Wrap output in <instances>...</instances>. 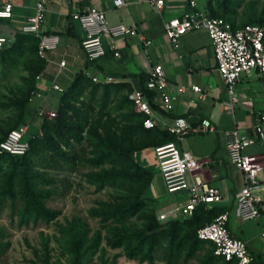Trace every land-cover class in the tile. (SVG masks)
I'll return each instance as SVG.
<instances>
[{"label": "crops", "instance_id": "0c3cea01", "mask_svg": "<svg viewBox=\"0 0 264 264\" xmlns=\"http://www.w3.org/2000/svg\"><path fill=\"white\" fill-rule=\"evenodd\" d=\"M11 1L13 18L0 20V35L15 38L22 25L34 14L39 0ZM3 2L0 0V6ZM125 2V6L116 8L112 0H48L42 31L59 36L60 43L56 51L46 54L44 78L39 81L50 83V88L48 91L39 89L46 98L35 106L36 111L39 107L52 109L56 104L55 99L59 100L58 93L51 90L52 83H71L82 71L99 78L112 77L118 83L128 84L133 93L144 89L150 71L156 65H162L167 77V91L173 97V111H165L161 107L160 96L154 93L151 103L155 124L153 142L138 152L139 162L162 176L155 158V148L175 142L182 155L190 154L202 164L201 170L197 171L201 180L217 187L222 193L219 203L198 207L193 215L197 218L195 227L199 229L211 223L220 213L228 212L231 235L245 241L252 254L264 255V239L261 237L264 226V141L259 139L255 127L259 117L264 116V83L259 73L250 71L242 75L235 89L239 101L233 104L227 85L218 72L208 34L205 31L191 32L181 39L178 49L166 36V23L181 18L189 11L188 0H164L162 10H158L149 0ZM216 6L215 0H201L198 10L210 15ZM88 7L105 11L111 26H136L139 34L150 44L145 45L139 37H104L106 55L90 63L81 45L86 36L85 30L73 19L75 13H81ZM116 53H119V57L115 56ZM62 61L66 63L64 68L59 66ZM194 86L201 87L202 91L194 92ZM180 88H184V92L179 91ZM231 104L232 110H229ZM181 116L193 127L203 120H209L215 131L193 133L181 140L176 139L170 134L169 127ZM234 130L252 140L244 154L254 157L262 167L257 174V184L253 187L261 213L255 220L244 221L235 214L237 195L247 181L244 172L237 169L229 158L227 144ZM162 189L164 196L158 200L162 201L164 213L187 199L186 193H167L164 179Z\"/></svg>", "mask_w": 264, "mask_h": 264}, {"label": "rangeland", "instance_id": "374dc122", "mask_svg": "<svg viewBox=\"0 0 264 264\" xmlns=\"http://www.w3.org/2000/svg\"><path fill=\"white\" fill-rule=\"evenodd\" d=\"M217 16L227 18L236 27L249 22L264 26V0H225L219 3ZM25 45L30 49L36 43ZM28 50L11 53L10 56L5 57L0 53V140L4 139L9 131L25 125L28 127L26 138L36 143L43 142L40 144V151L44 152L51 136L54 142H58L56 134L58 125L55 121L57 112L54 119H47L44 122V119L38 117L35 108L40 100H35L39 101L37 103L29 102V107L26 109L27 97L33 89L48 91L50 88V83L39 81L44 78L45 70L41 62L45 60L40 58L39 49L37 56L34 51L28 52ZM90 83L100 85L92 81ZM107 85L110 86L111 95L104 120L106 122L114 119L119 122L124 115L119 112V106L126 98L132 101V89L128 84L116 81L100 85L96 97L98 102ZM91 91L92 87L86 89L80 99L82 104L75 102L71 104L86 111ZM58 95L60 96V93ZM54 105L53 108H56L57 104ZM98 108L99 104L95 105V111H98ZM54 110L49 109V111ZM125 111L127 112L128 109ZM72 113L69 112V117L73 115ZM69 123L71 122H66V125ZM112 130L115 131L116 127ZM132 142L133 159L143 165L138 160L137 150L149 144L150 140L142 134ZM80 147L78 146V149ZM66 151L70 152V148ZM94 152V147L90 145L87 147L86 144L85 155L89 159L94 158L92 155ZM131 166L132 164L130 171L126 173L135 175L137 169H131ZM112 168L113 165L108 163L99 169L85 166L77 171L68 168L58 171L52 167L42 166L41 160L35 159V166L32 167L33 175H44L47 180L52 176L56 177L55 184H36L34 189L37 194L48 195L42 200L48 211L59 213V216L51 222L43 218L39 219L37 213L29 207L22 189V178L9 180L11 164L1 160L0 264H171L175 260L178 261L176 264H224L214 254L213 245L206 242H201L192 256H190V244H187L180 257L169 255L166 245L164 248L158 246L153 255L148 252V246L142 254L132 255L137 242H133L130 246L117 247L116 243L121 233L146 229L147 218L151 220L155 217L159 225H166L168 222L159 220V216L164 212L162 201L158 199L164 196V191L163 178L156 173L153 174V184L148 191L153 199L144 201L145 207L139 214L127 222L106 221L104 214L112 209L125 208L138 200L150 182V175L140 182H135L134 178L130 181L125 180L123 187H117L116 184L108 182V179L91 182L90 175L104 173L105 170L111 171ZM7 189L10 191L9 195L6 194ZM211 258L216 262H210ZM253 264H264V261Z\"/></svg>", "mask_w": 264, "mask_h": 264}, {"label": "built area", "instance_id": "2783aa9c", "mask_svg": "<svg viewBox=\"0 0 264 264\" xmlns=\"http://www.w3.org/2000/svg\"><path fill=\"white\" fill-rule=\"evenodd\" d=\"M201 0H188L189 11L181 18H174L166 23L165 33L173 47L178 49L181 39L191 32L205 31L211 40L214 55L217 62V69L227 85L232 102L238 103L235 89L243 74L250 71H257L264 83V29L256 24H247L234 28L224 18L211 17L205 12L198 10ZM116 8L125 6V0H112ZM158 10H162L164 0H149ZM48 0H39L36 4L34 14L22 25L20 32L39 39V56L46 60V54L58 49L60 37L49 35L42 31L46 19ZM13 18V3L11 0H4L0 6V20ZM73 19L78 21L85 30L86 36L82 39L81 45L90 63L98 61L106 55L103 46V38L111 39L123 37H139L149 45L150 42L142 37L136 26L118 24L111 26L107 20L105 11L98 7H88L81 13H75ZM15 38H8L0 35V51L10 48ZM116 48L115 46L113 47ZM115 56L119 57V53ZM60 68L66 66L65 61L60 62ZM92 76V75H90ZM95 83L109 84L115 82L112 77L102 78L92 76ZM145 88L148 91L157 93L161 99V107L165 111H173V97L167 91V77L162 65H156L149 73L145 81ZM51 90L58 93L64 92L60 83H52ZM192 90L196 93L202 91L201 87L194 86ZM179 91L184 92V88ZM45 94L41 90L31 93L30 103L35 100L44 101ZM135 108L142 113L146 120L145 129H154L153 109L147 95L143 90L131 94ZM232 110V104L229 106ZM37 115L41 119H54L55 111H49L44 107L37 109ZM256 132L261 141H264V116H260L256 124ZM27 126H21L8 133L6 138L0 142V155L11 154L17 156L26 155L30 149L26 138ZM215 128L209 120H203L200 125L193 127L184 117H177L169 132L176 139H183L185 136L198 132H214ZM252 144V140L242 135L238 130L232 133V139L227 144L230 161L237 169L246 175L247 184L237 195L235 209L236 216L244 221L255 220L261 216L257 206V198L254 195L253 187L256 186L257 174L262 169L254 157L244 154V150ZM155 158L160 173L163 176L167 193H186L185 202L178 204L167 213H162L159 220L169 222L180 217L188 219L193 217L198 207L219 203L222 200V193L217 187L204 183L197 171L201 170L202 164L195 161L190 154L182 155L175 142H169L155 148ZM230 214L223 212L215 219L197 230V238L200 241L214 244V254L226 262L236 264H251L254 261L253 254L249 251L245 241L235 238L228 229ZM261 237L264 239V226Z\"/></svg>", "mask_w": 264, "mask_h": 264}, {"label": "trees", "instance_id": "16d2710c", "mask_svg": "<svg viewBox=\"0 0 264 264\" xmlns=\"http://www.w3.org/2000/svg\"><path fill=\"white\" fill-rule=\"evenodd\" d=\"M215 1L217 3L216 10L212 11L209 16L221 18L220 16H217V13L219 12V3L225 2V0ZM224 19L231 23L227 18ZM231 24L234 28H238L233 23ZM247 24H256L264 29V26L258 23L249 22ZM26 43H36V45L34 47H30L29 49V47L25 45ZM38 49V38L30 35H23L21 32H19L15 35V41L13 45L10 48L0 51V53L5 57L10 56L11 53H22L28 50V52L34 51L35 55L37 56ZM41 62H43V66L45 68L46 62ZM90 81L95 83L89 73L82 71L74 77L71 83H67L65 85L61 83V85L64 87V92L60 93L58 101L55 99L57 104L56 108H52L53 110H56H54L55 112H57V118L55 121L58 125L56 130L58 142H54L51 136L49 143H47L46 150L43 152L40 151V144L43 142L39 141L36 143V141L27 139L30 149L26 155H0V161L3 160V162H8L11 164V170L8 174L9 180H14L17 177L22 178V189L25 197L27 198V203L29 207L37 213L39 219L43 218L44 220L52 222L59 216V213L48 211L45 208L42 200L48 195H45V193L37 194L34 191L36 184H55L56 182L55 176H52L51 179L47 180L44 175H33L32 167L35 166V159H40L42 166L52 167L58 171L64 170L65 168H68L71 171H77L78 169L80 170V167L83 168L85 166L99 169L110 163L113 165L112 170H105L103 171L104 173L90 175V178L92 179L91 182L96 183L98 181L101 182L104 179H108V182L116 184L117 187H123L125 180L130 181L134 178L135 182H140L147 175H150V182L145 189V192L140 194L138 200L132 202L125 208L112 209L110 212L104 214L106 221L118 220L120 222H127L144 209V201L153 199L149 196L150 194H148V191L153 184L154 172L151 169L135 162L132 153V140L141 137L142 134H145L146 137L149 138L150 143L146 144L142 148L140 147L137 151L139 152L143 150L149 146L151 142H153V129H145L144 122L146 117L142 113L135 111L136 109L134 102L127 98L126 100L122 101L121 105L119 106V112L124 114L122 115V120L116 122L113 119L111 121L105 122V112L108 108L109 98L111 95L110 86L107 85V87H105L103 95L100 97L98 102V99L96 100L97 92L101 88L100 85H104L105 83H95L100 85H92ZM90 87H92V91L90 92L88 109L86 111H82L75 105L71 104V102H75V104H82L80 99L85 93L86 89ZM35 90L36 89H33L31 93ZM142 90L147 95L151 105L154 92L148 91L145 88ZM30 96L31 94H29L27 97L26 109L29 107ZM98 104V111H95V105ZM49 109H51V107L47 110ZM127 109L128 111L126 112L125 110ZM70 111L73 112V115L69 117L68 114ZM64 117L65 119H62ZM46 121L47 119H44V122ZM66 122L71 123L66 125ZM19 127H16V129ZM113 127H116L115 131L112 130ZM83 134L86 136H83ZM2 140H0V142ZM74 144H76V146ZM86 144L87 147L90 145L95 149V152L92 154L94 158L92 159H89L85 155ZM78 146H81L80 149H78ZM68 148H70V152L66 151ZM47 152H51L52 154L50 155V153ZM131 164V169H137L135 175L126 173L127 171H130L129 169ZM119 180L121 183H119ZM9 192V189H7L6 194L9 195ZM195 212H197V210ZM146 220H148V226L146 229L121 233L116 246H130L133 242H137L136 247L132 251V255L142 254L146 249V246H148V252L153 255L154 252L159 248L158 246H163L164 248L166 245L169 255L180 257L183 254V250L187 244H190V256H192L193 253L198 250L201 242H204L197 238L198 228L195 227L197 223L196 217L169 221L166 225H159L157 221H155V217L151 220L148 218ZM212 245L215 249L214 244ZM253 257L254 261L251 264L264 261V255L253 254ZM218 259H221L224 264H236L233 262H226L220 257H218ZM210 262L214 263L216 261L215 259L211 258ZM176 263H178L176 260L175 262H171V264Z\"/></svg>", "mask_w": 264, "mask_h": 264}]
</instances>
